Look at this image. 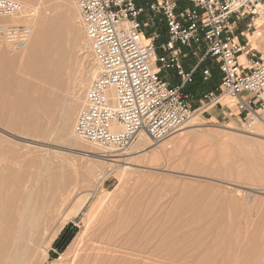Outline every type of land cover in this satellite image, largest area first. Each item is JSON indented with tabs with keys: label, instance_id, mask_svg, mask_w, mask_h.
I'll use <instances>...</instances> for the list:
<instances>
[{
	"label": "rangeland",
	"instance_id": "rangeland-1",
	"mask_svg": "<svg viewBox=\"0 0 264 264\" xmlns=\"http://www.w3.org/2000/svg\"><path fill=\"white\" fill-rule=\"evenodd\" d=\"M43 1L39 5L41 10L36 9L38 0L30 9L34 7L43 15L49 10L45 14L49 17L50 10L56 8L59 14L66 15L70 33L64 45L74 47L75 62L72 69L63 73L65 87L57 85V80L51 83L26 76L22 68L24 53L7 47L0 49V211L4 215L0 227V264H50L57 260L86 229L83 214L75 220L69 219L76 205L86 194L94 193L85 209L89 211L102 195L116 189L117 177L127 167L122 164L101 180V167L96 168L94 176L90 171L98 164H105L100 150L83 140L71 148L64 145V134L65 139L47 134L56 129L64 131L68 125L75 127L79 114L74 116V99H66L67 85L80 88L82 79L89 78L86 95L97 65L88 43L80 41L85 34L74 0H45V4ZM69 5L76 8V13ZM39 11L36 15L41 14ZM6 23L12 22L6 20ZM195 63L194 59L186 61L189 68ZM204 67L213 70L214 78L204 84L198 76L197 83L184 91L193 98L194 107L198 106L201 94L215 89L220 80L221 75L211 60L204 63ZM172 74L175 76L174 72ZM22 81L39 89L30 94L28 108L22 106ZM175 82H180L176 76ZM41 93L47 102L58 96L66 100L56 104L51 113L46 110L39 113L46 123L44 130L23 128L22 115L26 109H34L38 114L35 104L40 102ZM227 104L231 107L227 111L230 114L223 113L219 106L199 118L197 138L178 143L175 139L188 130L186 127L163 141L149 140L147 150L134 155L140 158L133 166L139 172L132 176L134 192L123 193H127L126 206L114 220L121 222L128 233L129 246L138 252L144 248L145 236L152 237L151 264H264V148L262 142L250 139L246 133L253 131L254 125L263 127V124L245 125L239 119L241 114L235 113L238 111L235 101L229 100ZM218 109L221 116L211 120ZM35 141L50 146L53 143L54 151L58 149L67 159L62 163L59 156L53 157L40 181L26 176L29 169L36 174L41 172L43 166L39 161L30 163L24 170L22 164L14 162L22 158L26 146H34ZM198 146L200 155L193 152ZM158 147L165 151L153 156ZM208 153L211 156L208 157ZM118 154H125L123 159L130 158L126 151L114 155ZM35 155L38 159L37 154L31 156ZM25 211L27 218L20 231V214ZM47 213L52 214L46 217ZM66 228L73 232V238L61 251L56 242ZM17 255H20L18 261ZM112 264L143 263L127 260Z\"/></svg>",
	"mask_w": 264,
	"mask_h": 264
},
{
	"label": "built area",
	"instance_id": "built-area-1",
	"mask_svg": "<svg viewBox=\"0 0 264 264\" xmlns=\"http://www.w3.org/2000/svg\"><path fill=\"white\" fill-rule=\"evenodd\" d=\"M74 2L98 66L75 130L105 157L141 137L163 141L215 107L226 113L229 100L245 125H264V48L251 42L264 0ZM23 10L18 1L0 0V19ZM29 35L24 25L0 23V45L16 52ZM189 59L196 61L190 68ZM208 60L220 80L194 107L184 91L198 76L204 84L214 78L211 68H203Z\"/></svg>",
	"mask_w": 264,
	"mask_h": 264
},
{
	"label": "bare ground",
	"instance_id": "bare-ground-1",
	"mask_svg": "<svg viewBox=\"0 0 264 264\" xmlns=\"http://www.w3.org/2000/svg\"><path fill=\"white\" fill-rule=\"evenodd\" d=\"M35 1L37 0H18V2L23 5L24 10L19 15L12 18L0 19V23L7 24L6 20H9L10 22H12L9 24L24 25L29 28V39L24 49L20 51L24 53V56L22 57V68L25 70L24 74L26 76H31L38 80L46 79L51 83L54 81L56 82L57 80V85L61 84V86H64L65 84H62L64 82L63 73L67 69H72L75 62L74 47L68 48V46L64 45V41L69 37L70 33L68 22L66 20L67 17L65 14H59L57 12L58 9L56 8L50 10V15L49 17H47L45 14L48 13L49 10H45L44 6H42L45 10V12L43 11L44 15L39 10L38 11L39 13L41 12V14L36 15V13L38 14V11L36 9L41 8V6L39 7L41 0H38L39 4H36ZM44 1L43 4H45ZM34 3L36 4V6L38 5L36 9H34ZM31 6H34L33 9H30ZM70 9L73 10V12L75 11L76 13V8H74V6H70ZM31 11L36 12L33 14V12ZM259 23L260 26L264 25V6L261 11V18ZM83 36L84 39L81 36L80 41L83 40V42L88 43L86 35ZM2 47H7L11 51L16 52L10 45H0V49ZM53 53H55V55ZM96 67L97 74L98 66ZM96 74H91V77L93 78L89 82V88ZM88 79H82V85L80 88L73 87L72 84L67 85L66 99H74L73 104L74 109L76 110L74 116L76 114H79L80 110L84 108L86 102V99L84 98H86L85 92L87 90L89 81ZM34 89L35 87L33 86V84L28 81H22L23 108H28L30 98L29 96ZM35 90L39 89L37 88ZM57 98L58 99L56 100L50 99L47 102L45 100V96L41 93L39 96L40 102L38 104H35V106L39 110L38 114L34 109L32 111L26 109L25 113H23L22 115L23 128H31L36 130L37 128H39L38 130H44L46 123L42 122L39 113H44L45 110L48 113H51L56 104L61 103V101L64 102L66 100L64 98H61L60 96H58ZM198 120L199 119L196 118L191 123L186 125L183 129L188 127V130H186L184 133H181L180 136L175 140L178 143L183 144L190 139L197 138L200 131V125L197 123ZM74 124L76 125V123ZM254 126L256 127L253 131L245 132L247 133V135H249L250 139L262 142V147L264 148V125L263 127L262 125ZM47 134H51L53 135V137L58 139H65L64 136L62 137V135L64 134L66 136L64 145H70L69 147L73 146L74 144H79L80 140H82L77 135L75 127H70L69 125L65 126L64 131L63 129H61L60 131L56 129L53 133L47 131ZM44 140L52 142L51 139ZM149 140L150 139L148 137L139 138L138 141L132 146V149L131 147L129 148L131 149L130 151L129 149L126 150V156L130 157L127 159H123L125 154H113L111 155V158L108 159L107 157L103 156L104 154L101 155V157L105 159V164H98L97 166L93 167L90 170L92 175L94 176L96 168L98 169L101 167L103 169V172L102 174L100 173V179L103 180L112 175L116 171V169L121 168L122 164H125L127 167L123 168L121 170V173L117 177V179L119 180V185L113 192L109 191L105 195H102L99 200L91 205L92 207L87 212H85V209L87 205L90 204L94 193L86 194L78 203V205H76V208L70 215L69 219L75 220L77 217L83 214L86 219V229L81 234H78V236L74 239L65 253L61 254L57 260L50 262V264H87V262L90 264H112V262H123L127 260L140 262L143 264H151L149 249L152 244V237H150L149 234L145 236V239H143V243L145 244L144 248H142L143 250L141 252H138L135 247L129 246L128 233L126 229H123V227L121 226V222L116 223V221L114 220V218L120 212V209L122 212L124 207L126 206L125 199L127 197V193H123L127 191L128 193L134 192L135 187L133 186L131 180L132 176L138 175L139 172L138 170H134L133 166H136L135 164L140 159L139 157L134 155L147 150V143ZM32 144H34L35 147L27 145L26 151L24 152L25 155H22V158L16 159L14 161L16 165L22 164V170H24L23 168L27 167L30 163H33L35 161L40 162V164L43 166L41 172L39 174H36L29 169V174L26 175L27 177H34V179L36 178L38 181H40L42 178V173L46 172V170L50 168L53 157L59 156V160H61L62 163L67 162V159L65 157L66 155H63L58 151V149L54 151L55 149L52 147L53 143L52 146L40 144V142L36 143V141L32 142ZM155 150L156 151L153 152V156H158L160 155V153H163L165 151L162 147H158ZM200 150L201 148L198 146L193 150V152L200 155ZM101 152L104 153L106 151L100 150V153ZM209 153H211V151ZM209 153L208 157L211 156L209 155ZM32 154H37L38 159H36V155L31 156ZM142 155L145 156L146 154L143 153ZM27 177L26 179H28ZM23 184L25 186L26 180L23 182ZM51 214L47 213L46 217H50ZM3 217L4 215L2 214V211H0V227L3 225ZM26 218L27 211H25L23 214H20V231L25 224ZM65 225L62 226L61 230ZM89 235L92 238H87ZM48 257L49 256L47 255L46 259H48ZM18 259H20V255L16 256V261H18Z\"/></svg>",
	"mask_w": 264,
	"mask_h": 264
},
{
	"label": "crops",
	"instance_id": "crops-1",
	"mask_svg": "<svg viewBox=\"0 0 264 264\" xmlns=\"http://www.w3.org/2000/svg\"><path fill=\"white\" fill-rule=\"evenodd\" d=\"M260 18H261V16H260ZM260 18L258 19V23L256 25V28H255L254 32L252 33L251 42L255 43L256 45H258L261 48H264V25H261L260 26V23H259ZM227 103H229V101H227ZM230 108H228L226 110V114L229 113L227 111ZM235 113H237L236 110H235ZM220 116H221L220 115V110L218 109L217 111H214V113L212 114V116L210 117V119L214 121V120L218 119Z\"/></svg>",
	"mask_w": 264,
	"mask_h": 264
},
{
	"label": "trees",
	"instance_id": "trees-1",
	"mask_svg": "<svg viewBox=\"0 0 264 264\" xmlns=\"http://www.w3.org/2000/svg\"><path fill=\"white\" fill-rule=\"evenodd\" d=\"M70 228H66L56 242V245L61 246L60 250L63 251L69 245L73 238V232H69Z\"/></svg>",
	"mask_w": 264,
	"mask_h": 264
}]
</instances>
